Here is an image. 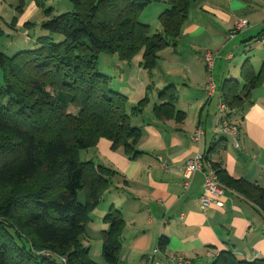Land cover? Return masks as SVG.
<instances>
[{
    "label": "crops",
    "instance_id": "1",
    "mask_svg": "<svg viewBox=\"0 0 264 264\" xmlns=\"http://www.w3.org/2000/svg\"><path fill=\"white\" fill-rule=\"evenodd\" d=\"M7 1L0 0V37L10 39L4 48H33L47 17L35 0H24L21 13L16 11L20 0ZM238 21L246 26L233 35ZM206 53L215 56L211 72ZM111 58L106 76L112 90L127 99L128 112L145 101L131 117L142 136L133 159L113 151L106 140L81 154L82 160L119 175L90 214L83 242L89 255L102 258V236L108 229L103 219L116 210L125 223L118 264H170L175 257L211 264L222 252L239 261L264 260V211L224 184L223 209L202 211L203 174L193 175L184 189L180 171L200 152L207 159L204 170L219 165L229 178L264 190V80L240 107L219 112L230 81L243 84L245 62L255 74L264 64V0H194L177 46L159 52L152 70L143 68V53L130 63ZM210 79L212 97L205 90ZM167 88L173 90L174 109L163 107L169 99L159 96ZM223 123L237 129L235 140ZM198 127L203 131L200 145L192 141ZM89 230L98 237L94 248Z\"/></svg>",
    "mask_w": 264,
    "mask_h": 264
},
{
    "label": "trees",
    "instance_id": "2",
    "mask_svg": "<svg viewBox=\"0 0 264 264\" xmlns=\"http://www.w3.org/2000/svg\"><path fill=\"white\" fill-rule=\"evenodd\" d=\"M70 1L72 11L53 16L35 0L48 19L39 26L43 36L31 50L11 57L0 52V264H96L83 244L86 226L119 175L81 154L106 140L113 151L135 158L142 135L131 117L145 105L128 112L127 99L99 73V57L130 63L143 53V68L152 70L159 52L177 46L194 0ZM153 4L163 11L151 33L139 19ZM23 8L20 0L16 11ZM262 80L264 64L255 74L246 61L243 84L230 81L221 103L227 110L240 107ZM159 96L169 99L163 107L174 109L171 88ZM209 167L220 185L264 211L263 189L229 178L219 165ZM103 220L102 257L118 264L124 220L116 210ZM211 264L264 260L239 261L222 252Z\"/></svg>",
    "mask_w": 264,
    "mask_h": 264
},
{
    "label": "built area",
    "instance_id": "3",
    "mask_svg": "<svg viewBox=\"0 0 264 264\" xmlns=\"http://www.w3.org/2000/svg\"><path fill=\"white\" fill-rule=\"evenodd\" d=\"M245 26H246L245 22L238 21L232 30V34L235 35L237 32L245 28ZM203 58L208 72H211L213 69L215 56L211 53H206L203 55ZM214 89H215L214 83L210 79L205 89L209 97L213 96ZM226 111H227L226 106L220 103L219 112L223 114ZM223 124L225 125V131L229 133L235 140L237 129L235 127H229L225 123ZM202 136H203L202 128L198 127L192 138L193 143L196 145H200ZM203 165H204L203 155L200 152H198L189 163H187L184 167H182L180 171L182 172L184 177L183 187L184 189H187L191 183L193 175L201 172L203 174L202 193L199 197L201 210L206 211L207 209L210 208L223 209L224 207L223 200L225 197L224 189L219 184L215 172L210 167L204 170ZM170 264H191V263L182 257H175L171 259Z\"/></svg>",
    "mask_w": 264,
    "mask_h": 264
},
{
    "label": "rangeland",
    "instance_id": "4",
    "mask_svg": "<svg viewBox=\"0 0 264 264\" xmlns=\"http://www.w3.org/2000/svg\"><path fill=\"white\" fill-rule=\"evenodd\" d=\"M50 2H47V0H44V4L46 6V8H52L54 12H56L57 14H64L67 12L72 11V4L69 0H49ZM7 3H9V0L7 1ZM7 8H9V5H7ZM163 11V7L161 5L158 4H153L151 6H149L148 8H146L144 10V12L142 13L139 21L142 24H146L148 26H150L151 29V33H154L155 30H157L159 28V24L157 22L158 16L162 13ZM8 42L10 43V39L7 36H1L0 37V52L3 53L4 55L11 57L15 54H17L20 51H6V49L4 48V44L7 45ZM32 47H23V50H31ZM112 56L107 55V54H101L98 60V71L99 73L103 74L106 76L107 73V69L109 67H111L112 65V61L111 60ZM117 59V58H114ZM108 76V75H107ZM212 80V79H211ZM213 81V80H212ZM214 104H216V102H214ZM80 202L82 204H84V199L81 196L80 198ZM89 234L90 237L92 238V240L90 241L93 248L96 246L97 242H98V237H94V234H92V232L89 230ZM94 254H92L90 257L94 260V262L96 264H106V262L104 261L103 257L102 258H96L95 256H93Z\"/></svg>",
    "mask_w": 264,
    "mask_h": 264
}]
</instances>
